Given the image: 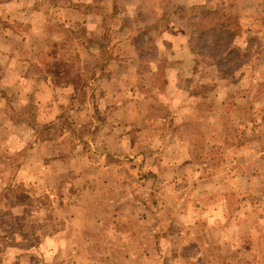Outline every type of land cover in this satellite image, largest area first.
Returning <instances> with one entry per match:
<instances>
[{
	"label": "rangeland",
	"instance_id": "rangeland-1",
	"mask_svg": "<svg viewBox=\"0 0 264 264\" xmlns=\"http://www.w3.org/2000/svg\"><path fill=\"white\" fill-rule=\"evenodd\" d=\"M182 2L0 0V264H264V0L230 73Z\"/></svg>",
	"mask_w": 264,
	"mask_h": 264
},
{
	"label": "trees",
	"instance_id": "trees-1",
	"mask_svg": "<svg viewBox=\"0 0 264 264\" xmlns=\"http://www.w3.org/2000/svg\"><path fill=\"white\" fill-rule=\"evenodd\" d=\"M208 3L194 10L177 6L175 14L185 24L190 49L211 60L218 72L230 73L241 67L246 57L234 44L240 30L239 16L232 2L226 7H210Z\"/></svg>",
	"mask_w": 264,
	"mask_h": 264
},
{
	"label": "crops",
	"instance_id": "crops-1",
	"mask_svg": "<svg viewBox=\"0 0 264 264\" xmlns=\"http://www.w3.org/2000/svg\"><path fill=\"white\" fill-rule=\"evenodd\" d=\"M175 1L177 3H179V4H185V3L182 2V0H175ZM190 1H192V0H190ZM194 3H196V2H194ZM163 40L164 41H170L171 45H173V48H175V49L180 48V50H181L180 54H175L174 56H172V58H174L175 60H178L179 63H180L178 65L175 64V66H174L175 68H177V70H179L182 67L181 62H183L184 65H187V59H188V61L190 63L191 60L194 58L192 56V54L190 53V50L188 49V47L186 45L185 38L183 37L182 34H180V36H178V38L176 40H172V34H170L169 31H166L162 35V41H161L162 43H163ZM118 45H120L122 47H125V49H126V48H129V47L131 48L132 43L130 42V40H123L122 44H118ZM133 56H135V55H132V60L134 59ZM136 59L138 60V58H136ZM169 59H171V57ZM130 62H131V60H130ZM14 205H16V203H14Z\"/></svg>",
	"mask_w": 264,
	"mask_h": 264
}]
</instances>
